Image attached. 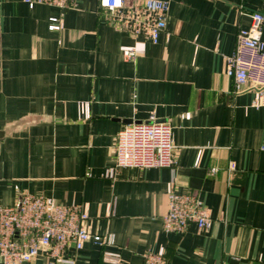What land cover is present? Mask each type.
<instances>
[{"label":"crops","instance_id":"obj_1","mask_svg":"<svg viewBox=\"0 0 264 264\" xmlns=\"http://www.w3.org/2000/svg\"><path fill=\"white\" fill-rule=\"evenodd\" d=\"M162 1L167 30L154 44L114 25L100 0H0V206L31 195L86 210L89 230L113 244L69 246L74 264H111L105 253L144 264L160 250L167 264H264V107L227 75L264 0ZM153 119L172 127L175 166L112 175L119 132ZM170 194L197 197L211 229L167 230Z\"/></svg>","mask_w":264,"mask_h":264},{"label":"built area","instance_id":"obj_2","mask_svg":"<svg viewBox=\"0 0 264 264\" xmlns=\"http://www.w3.org/2000/svg\"><path fill=\"white\" fill-rule=\"evenodd\" d=\"M30 9L38 5L69 8L74 0H21ZM100 6L110 13L111 22L135 36H145L158 44L167 30L169 3L162 0H145L142 5L128 6L125 0H100ZM247 29L240 30L234 54L228 59L227 75L234 81L236 92L250 88L256 92L254 105L264 107V15L253 13ZM62 25H52L59 31ZM129 58L135 53L125 52ZM81 119L92 117L91 104L80 103ZM169 123L151 120L126 125L118 134L114 175L119 169L173 168L176 164ZM236 170L235 163L229 172ZM213 174L216 169L211 170ZM170 210L166 229L184 230L190 221L202 230H209L214 220L203 203L195 196L170 194ZM89 215L77 205H61L53 198L25 195L15 206H0V260L3 264H24L40 256L47 264H74L65 256L69 246L82 250L86 243L100 247L113 244L112 235L93 234L88 228ZM111 264L120 263V255L105 253ZM144 264H167L164 250L146 254Z\"/></svg>","mask_w":264,"mask_h":264},{"label":"water","instance_id":"obj_3","mask_svg":"<svg viewBox=\"0 0 264 264\" xmlns=\"http://www.w3.org/2000/svg\"><path fill=\"white\" fill-rule=\"evenodd\" d=\"M0 136H1V134H0Z\"/></svg>","mask_w":264,"mask_h":264}]
</instances>
